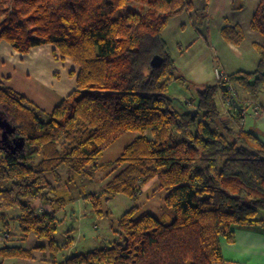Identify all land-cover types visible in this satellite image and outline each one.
<instances>
[{"label": "trees", "instance_id": "16d2710c", "mask_svg": "<svg viewBox=\"0 0 264 264\" xmlns=\"http://www.w3.org/2000/svg\"><path fill=\"white\" fill-rule=\"evenodd\" d=\"M193 8L194 0H0V41L22 53L51 44L78 67L75 88L51 112L0 83V115L25 140L14 151L0 143V219L17 207L18 230L57 248L64 200L48 174L59 179L64 165L94 177L111 165L98 162L105 148L126 131L135 137L114 162L121 168L100 193L83 198L102 214L103 198L135 197L154 177L166 190L161 217L132 206L117 220V239L57 264H223L220 239L232 241L234 225L264 226V141L255 130L224 124L217 104L218 96L240 103L237 88L255 96L264 87V0L251 19L263 37L256 69L222 75L179 109L168 89L184 78L161 33ZM195 13L200 21L207 11ZM221 34L236 45L244 39L237 23ZM155 55L163 59L157 67ZM32 249L6 245L0 257H31Z\"/></svg>", "mask_w": 264, "mask_h": 264}, {"label": "crops", "instance_id": "0c3cea01", "mask_svg": "<svg viewBox=\"0 0 264 264\" xmlns=\"http://www.w3.org/2000/svg\"><path fill=\"white\" fill-rule=\"evenodd\" d=\"M232 2L233 0H194L193 10L172 17L162 30V38L176 64L177 73L184 78L179 81L184 85L202 87L197 88L199 91L217 82V72L228 75L256 69L260 57L256 45L263 44V37L251 28V19L260 0H243L242 7L237 9L232 8ZM240 3L241 1L237 4ZM202 9H206L207 14L199 21L195 11ZM231 23L239 24L244 31V39L238 45L227 42L221 34L222 28ZM54 49L51 44H43L22 53L1 40L0 83L24 95L43 111L51 112L75 88L78 69L69 58L56 56ZM212 50L214 56L211 59ZM236 92L239 99H253L259 110L264 111L263 103L252 97H240L239 92ZM194 97L184 96L183 99L189 102ZM256 116L264 119V112ZM223 123L228 122L223 119ZM230 126H234V119H231ZM255 129L259 128L248 130ZM127 132L129 131L123 132L118 139ZM124 136L127 142H121L124 145L121 150L115 153L112 142L98 159L99 163H111L104 170L107 177L111 178L121 168V165L114 162L124 147L134 139L135 133L130 132ZM41 204L40 201H35L33 205L37 208ZM42 208L48 211L45 205ZM16 227L18 228L17 221ZM233 230L232 241L224 237L220 239L223 264H264V226L234 225ZM8 233H0V248L6 246L7 239L3 235L8 236Z\"/></svg>", "mask_w": 264, "mask_h": 264}, {"label": "rangeland", "instance_id": "374dc122", "mask_svg": "<svg viewBox=\"0 0 264 264\" xmlns=\"http://www.w3.org/2000/svg\"><path fill=\"white\" fill-rule=\"evenodd\" d=\"M130 6L132 7L133 3L130 2ZM135 7L139 6L135 5ZM213 56L214 51L212 50L211 59ZM219 79L217 77V80ZM197 88L202 87L195 85L186 86L181 81H174L169 85L168 95L174 99L176 106L180 109L181 102H184V96H196ZM237 91L240 97H252L264 105V87L255 96L249 95L241 88H237ZM217 104L222 120L226 119L228 124H230L231 119H234L233 127L236 129L241 126L246 130L257 127L259 129L255 130H257L264 141V119L257 118L252 107L247 109L242 120L238 115H232L233 112H231L227 103L219 96ZM263 112V110H260L259 113L262 114ZM217 126L222 129L219 124ZM129 133L127 132V134ZM124 135L111 144L112 148L116 150L115 153L124 146L121 144L122 141L127 142ZM39 158L36 156L35 161H38ZM58 172L59 179L48 174V178L58 188L56 190L57 197H62L64 200V206L57 212L59 221L53 235L54 244L57 248L51 249L47 238L39 239L33 233H21L16 227L15 220V216L18 215L19 211L17 207H13L6 211L3 219H0V233L9 232L8 236L10 238L6 237L7 246L33 249L31 257H0V264H57L72 255L107 246L118 237V218L132 206H138L140 211H147L157 217H161V206L166 190L160 188L159 180L156 177L145 183L141 187L140 193L135 197L118 193L110 198H103L101 203L103 213L100 214L93 208L92 203L83 197L102 191L105 183L110 178L106 176V172L104 170L100 171L94 177L89 178L69 172L64 165L58 168ZM41 203V206H37L36 209L41 210L42 206L45 205L48 211H51V207L47 202ZM55 204H57V201L54 202V206L58 205ZM258 217L264 218V211H260ZM38 245L45 247L34 248Z\"/></svg>", "mask_w": 264, "mask_h": 264}, {"label": "water", "instance_id": "95a60500", "mask_svg": "<svg viewBox=\"0 0 264 264\" xmlns=\"http://www.w3.org/2000/svg\"><path fill=\"white\" fill-rule=\"evenodd\" d=\"M162 57L160 55H155L150 61L151 66L157 67L162 63ZM233 107L237 110L241 108L239 102L235 97L231 98ZM197 110L193 109L192 114H195ZM0 129L1 138L0 143H3V147H8L12 151L15 149H21L25 145V140L23 136L17 133L16 126L12 124L7 118L0 115ZM12 135V137H10Z\"/></svg>", "mask_w": 264, "mask_h": 264}, {"label": "built area", "instance_id": "2783aa9c", "mask_svg": "<svg viewBox=\"0 0 264 264\" xmlns=\"http://www.w3.org/2000/svg\"><path fill=\"white\" fill-rule=\"evenodd\" d=\"M221 76H222V74H220L219 72H217V77H218V79H219ZM235 96L237 97L236 93H235ZM226 103H227L229 109H231V112H232L233 110L238 111L237 115H238L239 118L241 117L242 120H243V118H244V116H245V114H246V112H247V109H248L249 107H252V109H253L255 115L258 114V113L260 112L258 104H257L254 100H252V99H241V100H240V103H239L240 106H241V108H240L239 110L235 109V108L232 106V102H231L230 100H229L228 102H226ZM3 237H6V234H4Z\"/></svg>", "mask_w": 264, "mask_h": 264}]
</instances>
